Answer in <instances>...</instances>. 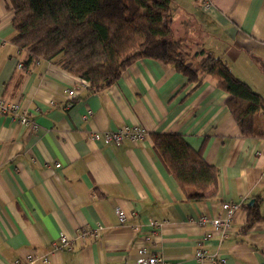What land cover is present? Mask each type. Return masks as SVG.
I'll return each instance as SVG.
<instances>
[{
    "label": "crops",
    "instance_id": "obj_1",
    "mask_svg": "<svg viewBox=\"0 0 264 264\" xmlns=\"http://www.w3.org/2000/svg\"><path fill=\"white\" fill-rule=\"evenodd\" d=\"M171 6L176 37L226 60L264 97V0ZM13 16L10 1L0 0V99L18 102L36 127L0 114V264H25L29 254L37 264H136L141 248L167 264H264V137L242 134L229 94L213 77L195 86L173 65L141 58L111 86L70 99L79 77L45 59L26 66V52L12 41ZM257 123L264 124L262 113ZM136 124L149 133H179L201 149L219 169L216 195L188 198L151 134L119 143L93 137ZM225 202L241 208L222 237L210 220L227 215ZM254 203L262 218L245 230L249 210L242 205ZM117 208L126 212L124 222ZM61 234L70 248L56 251ZM198 249L218 259L202 263Z\"/></svg>",
    "mask_w": 264,
    "mask_h": 264
},
{
    "label": "trees",
    "instance_id": "obj_2",
    "mask_svg": "<svg viewBox=\"0 0 264 264\" xmlns=\"http://www.w3.org/2000/svg\"><path fill=\"white\" fill-rule=\"evenodd\" d=\"M14 16L12 41L26 52V66L39 59L55 63L89 82L88 92L116 83L141 58L173 65L199 85L205 76L229 94L227 107L246 137H264V97L232 72L226 60L194 51L171 26V0H9ZM154 150L188 198L216 195L219 169L179 133H150ZM249 210L245 230L262 218Z\"/></svg>",
    "mask_w": 264,
    "mask_h": 264
},
{
    "label": "built area",
    "instance_id": "obj_3",
    "mask_svg": "<svg viewBox=\"0 0 264 264\" xmlns=\"http://www.w3.org/2000/svg\"><path fill=\"white\" fill-rule=\"evenodd\" d=\"M78 87L68 89V97L74 99L82 90L89 87V82L85 79L79 78ZM0 114L7 115L12 114L21 124L31 125L32 128L36 127L35 122H31L28 119L26 113L22 112L21 106L16 101L7 100L5 98L0 99ZM150 135L149 131L141 125H124L113 131H106L104 133L96 132L93 137L99 139L101 136L105 138L107 142L119 143L123 140L130 139L133 141L144 140ZM56 166H60L57 163ZM223 208L226 210L227 215L225 217H215L210 222L212 223L216 232H219L222 237H226L228 231L233 224V217L237 210L241 208V204L237 202H225ZM117 216L121 222H124L127 218L126 212L120 208L116 209ZM201 223H206L208 219L206 217L201 218ZM157 225H161L156 223ZM103 229V225L97 224V228L94 230L96 235ZM81 236L85 238L87 236L86 231H81ZM59 244H54L56 251H62L63 248H70L71 239L65 234H61L59 237ZM139 255L136 259V264H167L165 257L161 255H149L146 248L139 249ZM195 258L200 262H205L206 259L215 261L218 259V253L207 254L204 250L198 249ZM39 257L34 254H29L25 259V264H37ZM224 261V259H220ZM43 262H48V256L42 257ZM13 264H21V260H15Z\"/></svg>",
    "mask_w": 264,
    "mask_h": 264
}]
</instances>
